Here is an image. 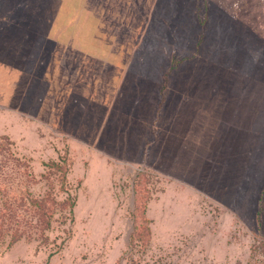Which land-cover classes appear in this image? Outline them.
<instances>
[{"label": "rangeland", "instance_id": "1", "mask_svg": "<svg viewBox=\"0 0 264 264\" xmlns=\"http://www.w3.org/2000/svg\"><path fill=\"white\" fill-rule=\"evenodd\" d=\"M50 3L0 0V135L36 179L44 163L67 157L74 221L49 259L37 242L20 241L0 244V264H264V0H158L162 23L145 29L131 65L139 84L155 80V115L112 122L108 140L73 139L26 108L27 89L43 85L37 7ZM199 51L220 69L215 101L229 102L208 99L203 115L197 90L216 81L197 65ZM248 110L257 111L250 124L241 117ZM135 126L137 140L125 138Z\"/></svg>", "mask_w": 264, "mask_h": 264}, {"label": "crops", "instance_id": "2", "mask_svg": "<svg viewBox=\"0 0 264 264\" xmlns=\"http://www.w3.org/2000/svg\"><path fill=\"white\" fill-rule=\"evenodd\" d=\"M157 2L51 0L49 6L41 4L37 7L42 19L37 16L34 50L35 55L41 58L37 60L36 73L42 70L43 85L35 87L37 90L34 89L33 93L31 88L34 86L30 91L27 89L24 102L39 123L51 125L73 139L108 140L112 137L107 134L113 131L110 124L114 121L123 125L128 117L127 123L137 125L144 120L141 119L143 116L147 120L153 119L158 90L155 80L148 77L146 84H139L135 80L137 71L134 67L131 69V65L133 60L142 58L139 45L145 29L156 28L157 22L162 23L157 13ZM155 38L159 40L151 33L149 39ZM201 53H197V65L203 63V75L211 76V82L216 81L210 91L197 90L195 107L203 115L207 100H216L214 95L221 85L216 78V71L219 73L220 69L206 66L210 62L212 64L213 59L208 61V56ZM163 54L164 57L166 53ZM164 90L165 93L166 87ZM30 101L33 102L32 107L28 106ZM219 104L229 102L215 101V107ZM259 106L261 103L256 102L254 110ZM253 113L257 114V111H244L241 117L250 124ZM230 114L233 118V111L227 116L217 115L218 123H226ZM166 120L165 115L163 124ZM138 131V127H133V135L125 138L136 141ZM163 134L164 141L171 139L170 130H164ZM239 135L246 139L245 133ZM230 137L229 134L226 139ZM149 148L155 150V147Z\"/></svg>", "mask_w": 264, "mask_h": 264}, {"label": "trees", "instance_id": "3", "mask_svg": "<svg viewBox=\"0 0 264 264\" xmlns=\"http://www.w3.org/2000/svg\"><path fill=\"white\" fill-rule=\"evenodd\" d=\"M70 164L59 155L43 164L44 171L36 179L13 151V143L0 135V244L9 248L20 241L37 242L49 251L48 259L62 249L71 235L76 204L68 180ZM141 177L139 173L137 179ZM54 232L58 234L51 237ZM134 240L133 233L130 244Z\"/></svg>", "mask_w": 264, "mask_h": 264}]
</instances>
